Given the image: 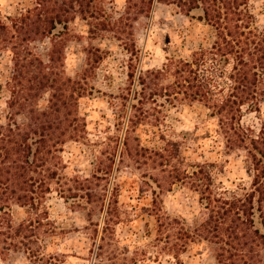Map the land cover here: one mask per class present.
<instances>
[{
  "label": "rangeland",
  "instance_id": "374dc122",
  "mask_svg": "<svg viewBox=\"0 0 264 264\" xmlns=\"http://www.w3.org/2000/svg\"><path fill=\"white\" fill-rule=\"evenodd\" d=\"M33 1L0 0V19L19 16ZM252 3L263 23L264 0ZM103 4L113 22L108 30L96 35L76 18L62 39L64 77L76 97L67 108L78 117L72 122L83 129L81 137L65 144L60 175L50 183L51 192L36 213L30 214L18 204L11 206L10 215L0 210V264H177L170 254L156 249L160 243L155 240L157 218L152 210L158 207L161 214L185 218L192 227L202 221L204 211L200 195L190 188V179L170 184V169L190 174L195 164L213 162L218 164L215 180L224 188L242 194L243 188L252 191L246 152L224 153L226 143L216 137L217 121L204 104L164 102L166 96L156 95L161 91L154 84L168 86L171 78L157 79L147 73L163 68L171 58L187 59L199 47L209 46L213 28L156 0L150 7L141 0H103ZM128 9L130 17L138 14L133 24L120 20ZM134 44L138 51L131 53ZM50 46L48 38L32 48L47 61ZM12 67L11 56L1 52L0 123L9 112L6 83ZM143 73L153 84L151 95L159 100L154 103L149 96L145 112L153 124L162 126L166 136L181 141L180 154L172 161L175 167L161 165L160 157L138 146L160 150L164 141L158 127L144 125L127 131ZM37 101L44 106L47 96ZM18 119L22 121L23 116ZM242 124L259 134L264 105L262 114L245 113ZM22 223L23 233L19 229ZM246 231L243 248L264 253L256 235ZM219 246L211 241L193 243L183 264H218Z\"/></svg>",
  "mask_w": 264,
  "mask_h": 264
},
{
  "label": "trees",
  "instance_id": "16d2710c",
  "mask_svg": "<svg viewBox=\"0 0 264 264\" xmlns=\"http://www.w3.org/2000/svg\"><path fill=\"white\" fill-rule=\"evenodd\" d=\"M156 1L197 18L214 30L210 45L199 47L190 58H171L163 68L147 71L157 75V79L171 78L168 86L154 84L161 91L156 95L166 96L164 102L170 104L179 100L204 104L208 115L217 121L216 137L226 143L224 153L245 151L253 175L252 191L243 188L242 194L216 182V163H197L190 174L170 169V184L190 179V188L200 195L203 219L192 227L185 218L166 216L155 207V240L160 243L156 249L183 264L191 244L211 241L220 245L218 264H264V253H255L252 247L245 250L242 242L249 229L264 246V125L256 135L242 124L245 113L262 114L264 105V22L255 14L252 0ZM33 2L19 16L0 19V53L7 52L13 61L12 76L6 83L9 112L0 123V210L9 215L13 204L25 207L30 214L40 209L51 192L50 183L60 175V154L65 144L81 137L83 131L74 123L78 117L67 108L76 97L64 77V34L76 18L95 34L108 30L113 23L103 0ZM153 2L141 0L149 7ZM137 19L138 14L130 17L129 9L120 17L123 23L131 24ZM48 38L51 46L48 60L44 61L32 45ZM136 48L134 44L131 53L138 51ZM148 77L143 73L138 78L135 95L139 99L131 104L127 131L144 125L158 127L164 141L160 150L138 146L141 151L160 157L161 165L167 166L179 156L181 141L166 136L162 126L153 124L145 112L149 96L154 98ZM43 96H47V103L39 106L37 100ZM154 99V103L159 101ZM20 115L22 121L18 119ZM124 144L129 147L128 139ZM114 202L118 200L115 198ZM24 224L19 226L22 233Z\"/></svg>",
  "mask_w": 264,
  "mask_h": 264
}]
</instances>
